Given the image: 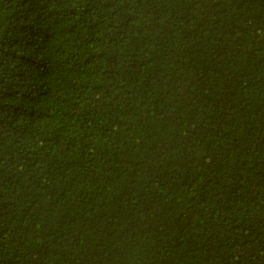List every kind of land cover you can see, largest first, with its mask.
<instances>
[{
    "label": "trees",
    "instance_id": "obj_1",
    "mask_svg": "<svg viewBox=\"0 0 264 264\" xmlns=\"http://www.w3.org/2000/svg\"><path fill=\"white\" fill-rule=\"evenodd\" d=\"M0 264H264V0H0Z\"/></svg>",
    "mask_w": 264,
    "mask_h": 264
}]
</instances>
